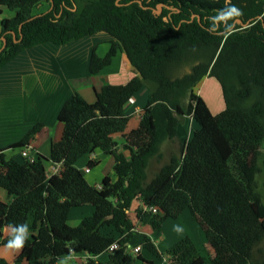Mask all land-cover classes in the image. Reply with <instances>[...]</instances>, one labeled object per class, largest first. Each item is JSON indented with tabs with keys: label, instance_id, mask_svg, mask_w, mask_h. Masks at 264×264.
Segmentation results:
<instances>
[{
	"label": "trees",
	"instance_id": "1",
	"mask_svg": "<svg viewBox=\"0 0 264 264\" xmlns=\"http://www.w3.org/2000/svg\"><path fill=\"white\" fill-rule=\"evenodd\" d=\"M226 3L241 15L223 36L210 35L208 17ZM43 4L47 10L34 14ZM0 7L15 11L1 22L0 69L37 46L104 32L111 37L108 54L101 57L93 47L90 74L110 66L118 52L136 73L126 84L103 86L94 103L74 92L58 114L63 136L52 143L49 158L37 154L30 163L0 153V188L13 197L0 201V237L8 224L30 229L20 255L0 264H54L71 251L90 255L83 264H154L131 253V241L140 236L145 249L162 258L130 216L136 200V219L155 231L189 210L214 251L208 264H264V198L257 180L264 142V0H0ZM208 78L221 87L225 108L218 114L198 93ZM143 88L148 102L129 132L125 106ZM189 117L198 128L185 142L179 129ZM43 127L35 124L9 148L29 145ZM117 135L129 157L118 152ZM171 143L178 152L150 177L152 160L161 161L163 146ZM96 150L113 157L115 181L107 174L91 185L77 167ZM57 164L62 170L49 178ZM97 165L90 160L88 167ZM86 205L94 212L71 226V210ZM104 227L120 239L103 234ZM116 241L108 261L96 259ZM163 255L169 264L205 263L189 236Z\"/></svg>",
	"mask_w": 264,
	"mask_h": 264
},
{
	"label": "crops",
	"instance_id": "2",
	"mask_svg": "<svg viewBox=\"0 0 264 264\" xmlns=\"http://www.w3.org/2000/svg\"><path fill=\"white\" fill-rule=\"evenodd\" d=\"M47 8L48 5L43 4L40 9L34 10V14L41 13ZM14 15L15 11L0 7V32L3 19L12 18ZM110 40L111 37L107 33L101 32L63 46L51 43L43 44L21 53L0 69V153H3L6 159L13 158L17 161H22L21 148L12 149L9 147L22 141L29 130L37 123H43L44 127L31 139L29 145L33 147L36 154L49 158L52 143L58 142L63 136L64 124L58 121V114L65 101L74 92H78L88 103H94L96 101V91H100L103 86L107 84H126L136 75L134 68L122 52H118L112 64L98 75L90 74L89 62L93 47H97V53L101 57H105L110 48ZM1 46L2 41L0 39V48ZM205 80L207 81L205 82ZM205 80L202 86L206 87L208 84L213 86L215 83L214 78ZM217 84L219 85L218 82ZM198 93L203 97L200 90ZM148 95L149 91L143 88L133 97L134 102H128L125 106V114L130 116L129 132L138 128L141 120V111L147 105ZM179 136H181V129H179ZM114 139L118 143V152L124 153L125 156L129 157L130 152L123 149L124 138L117 135ZM170 145L177 146L176 143H171ZM166 146L167 144L162 148L163 153H165L164 150H167ZM172 151L173 149L169 147V152ZM90 160H95L99 163L98 167L90 169V172L86 174L88 175V178L87 176L86 178L91 185H100L107 174H110L114 181L116 180L112 156L96 150L94 154L83 157L77 163V167L84 172ZM104 160L111 164L108 172H104L101 169L103 168L101 166ZM99 170L102 172H99ZM0 201L11 203L13 197L8 195L6 190L0 188ZM135 203L137 206L133 207ZM140 205L141 202L136 200L132 205V211ZM93 212L94 208L91 205L72 209L68 222L71 226H77L84 217L91 215ZM186 212L192 219L191 222L190 218L187 219ZM181 220L188 226L190 223L191 226L189 228L191 227L192 233L187 232L189 233L187 235L192 238L199 253L204 258V264H208L209 257L214 256V251L212 255L209 253L210 249L207 247L209 244L206 237L188 210L184 211L176 220H166L161 227L164 229V233L156 237L157 230H153L149 225H141L138 220L134 222L138 232L151 237L162 258H158L153 252L145 249V242L140 236L133 238L130 248L133 250L140 247L141 251L138 255L152 261L154 264H169L163 254L179 241V234L176 228L180 226ZM9 231L8 227L2 230L0 243L4 239H8ZM102 233L115 236L117 240L120 239L119 233L114 228L104 227ZM203 250L207 251L208 258L203 254ZM20 253L21 250L18 252L9 251L5 248V245H0V258H4L9 263H12ZM109 254L105 252L96 259L106 262L109 259ZM79 257L68 258V260H74V262L69 264H83L90 258V255L82 253ZM46 264L49 263L47 262ZM57 264L60 263L58 262ZM136 264H140V262Z\"/></svg>",
	"mask_w": 264,
	"mask_h": 264
},
{
	"label": "rangeland",
	"instance_id": "3",
	"mask_svg": "<svg viewBox=\"0 0 264 264\" xmlns=\"http://www.w3.org/2000/svg\"><path fill=\"white\" fill-rule=\"evenodd\" d=\"M207 80H205V82H206ZM204 82V83H205ZM199 90H200V92L203 94V98L205 99V101L207 102V104H208V106H209V108H210V110L212 111V113L213 114H218V113H220L221 111H223L224 110V102H223V99H222V92H221V88H220V86L217 84V81L215 80V83L213 84V86H212V84H208L206 87L203 85V86H201L200 88H199ZM221 106V107H220ZM198 128V126H197V124L195 123V121L192 119V117H189V118H186L185 120H183V123L181 124V127H180V129H181V139H182V141H185V142H187L188 140H189V138H190V135H191V133H192V131L193 130H195V129H197ZM174 144V143H173ZM169 147H171V149H173V151L172 152H169ZM166 148H167V150H164L165 151V153H163L164 154V157H163V159L161 160V161H156V159H153L152 160V162H151V167H150V177L152 176V174L155 172V171H157L158 170V168L162 165V164H164V163H166V162H168V160H169V158H170V155L171 154H173V153H177L178 152V146H172V145H170V144H167V146H166ZM261 150H262V155H261V167H262V172L259 174V176L257 177V180H258V184H259V188H260V191H261V193H262V196H263V198H264V166H263V160H264V142H263V144H262V146H261ZM109 166H111V164H108L107 162H105V160H104V163L102 164V166L101 167H103V168H101L104 172H108V170H109ZM96 167H98V165L97 166H95V167H93V168H91V169H95ZM98 171V170H97ZM99 172H102L101 170H99ZM85 176H87V178H88V175H86L85 174ZM86 178V179H87ZM137 206V204L135 203L134 204V206L133 207H136ZM135 209L136 208H134L133 209V211L131 210V212H130V216L132 217V219H133V221L134 222H136V217H135ZM189 211V210H188ZM190 212V211H189ZM186 217H187V219L188 218H190V216H188V212H186ZM193 218V217H192ZM186 219V218H185ZM192 221V219L190 218V222ZM187 222V221H186ZM71 224H73L72 222H71ZM198 225V224H197ZM189 226H191L190 225V223H189ZM189 226H188V224H186L184 221H182L181 220V222H180V226L179 227H177L176 229H177V231H178V237H179V241L181 240V239H183L184 237H186V236H189V235H187V234H189V233H192L191 232V230H190V228H189ZM164 229L163 228H161V229H159V230H157L156 232H157V234L155 235V237L156 236H158L159 234H163L164 233V231H163ZM183 232H184V234H183ZM187 232H189V233H187ZM190 237V236H189ZM191 238V237H190ZM192 239V238H191ZM178 242V241H177ZM176 242V243H177ZM207 247L210 249H208L209 250V253L212 255V253H213V250L210 248V246H208L207 245ZM203 254L205 255V257H207L208 258V254H207V251L206 250H203ZM210 258V257H209ZM63 261H65V264H69L70 262H74V260H68V259H63ZM61 262V261H60ZM59 262V263H60Z\"/></svg>",
	"mask_w": 264,
	"mask_h": 264
},
{
	"label": "clouds",
	"instance_id": "4",
	"mask_svg": "<svg viewBox=\"0 0 264 264\" xmlns=\"http://www.w3.org/2000/svg\"><path fill=\"white\" fill-rule=\"evenodd\" d=\"M240 15L241 12L238 7L226 3L224 8L216 10L215 14L208 17L209 27L207 31L210 35L223 36L231 29L235 23V18ZM7 227L10 231L5 248L9 251L18 252L30 238L29 226L26 223H15L8 224ZM60 264H65V261L62 260Z\"/></svg>",
	"mask_w": 264,
	"mask_h": 264
},
{
	"label": "built area",
	"instance_id": "5",
	"mask_svg": "<svg viewBox=\"0 0 264 264\" xmlns=\"http://www.w3.org/2000/svg\"><path fill=\"white\" fill-rule=\"evenodd\" d=\"M262 17H264V10H263V13H262ZM129 102L133 103L134 102V98L133 97L130 98ZM20 154H21V157L23 159H25L26 161H28L30 163H33L36 160V155L37 154H36V151L33 149V147L31 145H26L25 147H22L21 150H20ZM61 170H62V164L51 165L50 166V170L48 172V177L50 178L54 174L59 173ZM84 172H85V174H88L90 172V168L89 167L85 168ZM150 210L153 213H156V214L158 213V210L156 208H150ZM118 248H119V243L116 241L114 244H112L108 248L107 253H112L113 251H116ZM140 251H141V248L137 247V248L131 250V253H133L134 255L137 256ZM81 254L82 253H75V252L71 251L70 255L66 256L65 258L66 259H68V258H71V259L72 258H80L79 255H81ZM49 264H52V263H49ZM54 264H57V263H54Z\"/></svg>",
	"mask_w": 264,
	"mask_h": 264
}]
</instances>
